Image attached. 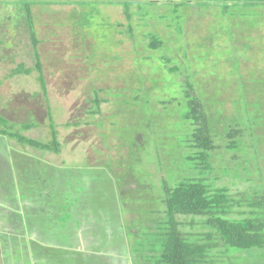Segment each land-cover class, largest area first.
Wrapping results in <instances>:
<instances>
[{
  "label": "rangeland",
  "instance_id": "1",
  "mask_svg": "<svg viewBox=\"0 0 264 264\" xmlns=\"http://www.w3.org/2000/svg\"><path fill=\"white\" fill-rule=\"evenodd\" d=\"M5 1L0 0V117L7 123L6 125L4 122L1 123L0 130L7 131L12 127L13 131L20 132L22 126L35 124L38 127L24 132L22 135L34 141L49 142L51 141L49 127L54 123L62 148L59 155L35 151L28 147H20L16 142L0 134V203L6 201L10 208L15 207L13 201L23 200V196H27L29 192L35 194L41 188L37 180L43 176L44 172H38L35 163H30L31 167L30 164L25 167L24 160H20L21 158L17 157L16 152L62 169L60 172L53 173V176L57 174L62 177L66 176L68 169L90 170L88 163L93 160L99 162L98 160L107 159L108 162H111L115 151L119 148V146L117 148L118 143L110 130L111 122L106 120L102 130L94 125L88 127L82 125L77 130L65 128V125L72 121L73 117L87 120L85 112L91 106L86 104V101L91 99L93 90H103L108 99L116 97L117 94L124 95L128 92L133 97L135 95L145 97L152 102L154 110L151 118L154 121L148 125L141 124L149 121L147 120L148 115L144 110H139L135 106L132 108L133 113L131 110H123L120 106L121 116L119 119H114V124L118 123L115 125L118 129L125 126L131 131L132 127L140 128L141 125L144 128V144L141 147H136L137 144H133V141L123 140L122 144L128 150L123 152L124 148H121V152L119 151L116 155L115 159L119 160L121 157L124 159V164L116 173L119 176L118 180L111 174L108 175L112 178V186L115 189H110L109 194L106 195L99 190L101 183L94 190L98 205H103L104 198L113 201L112 204L118 211L119 217V221L113 222L116 225L114 229L117 233L119 232L118 235L121 238L119 240L116 237L114 244L115 238L108 236L112 239L110 243L112 249H109L108 252L102 251L101 248L106 244L105 241L108 237L97 236V239L93 237L89 239L92 246L95 247V251L92 252L100 250L98 253L103 259L97 261L101 264H130V257L126 250L129 242L127 235L129 220L132 224L136 223L138 219L145 222V216L142 215H147L152 206L158 205L155 200L159 199L161 195H159L158 189H155L156 185L152 191L145 188V186L154 184L153 181L148 180L150 176L152 178L155 176L153 171L171 173L169 171L171 167L166 165V159L162 154L160 159L157 158L154 148L156 146L161 148L165 144L166 150L170 151L167 159L172 162L176 160L180 163V167H185L183 162L185 155L181 148L188 135L165 121L167 111H169L168 114H176L178 108L172 110L170 107L166 111H162L163 109L159 106L160 102L171 97L182 98L179 86L183 83L185 76L184 74H179L174 78L169 76L164 71V66L160 65V57L163 56V53L164 55L172 53L173 60L176 58L174 61L178 62L182 68L184 67L186 73L189 72L186 71L185 65L190 67L191 63V74L195 75L197 88L201 94L208 88L209 91L216 93L215 91L219 89L220 85L212 84V81L221 71L222 74L218 79L224 84L222 92L226 97L236 96V90L230 87L237 84L239 88L243 87V91L240 89L241 95H244L242 100H245L247 104V98L255 95L259 98V102L264 103V99H261L262 95L258 94L261 92L257 89L260 86L253 85L251 81L256 79L257 75H260L259 80L264 79V61H260V53L264 52V38H261L264 36V32H256L260 29L255 22L252 23L255 18H251L252 10L256 9V5L252 0H163V2L162 0H92L93 2L91 0H46L50 4L49 6L32 7V11L34 12V26L41 42L39 54L42 73L47 83L49 97L47 103L44 97H41V87L36 80L37 72H33L29 77L10 76L18 65L25 64L26 68H33L36 62L25 29L19 27L17 22L11 23L10 21L14 17V6L2 5ZM13 1L17 2V0ZM181 2L186 3L185 5L184 3L180 4L181 7H178ZM124 5L131 7L132 21H126L124 17V7H122ZM247 10L249 13H244ZM248 19L251 20L248 21ZM86 21L89 23L88 28L90 27L88 30L83 29L87 26L83 28L79 26ZM78 26L79 28L76 29L75 27ZM120 32L125 36L120 35ZM247 32L250 34L245 35ZM180 35L183 36L180 37ZM147 36L148 40L155 36L164 43L159 51H151L149 58L152 60L148 62L143 60L145 57L140 58L143 52L149 53L146 50L148 42L145 39ZM208 41H210L209 45ZM251 41L256 43V45L251 44L254 47L248 46ZM259 42L263 43L261 45L263 50L259 49ZM120 43L122 44L118 45ZM183 51L189 53V60L183 58ZM117 53L118 60L114 59ZM202 54V60L198 61L197 57ZM108 68L111 70L108 71ZM252 76L253 78H250ZM245 82L249 85L245 86ZM212 92L209 94L211 95ZM34 94L37 95L36 99L32 98ZM101 95L105 97L104 93ZM146 99L143 101L145 102ZM117 101L121 105L120 101ZM115 103L116 100L113 104L111 102L102 105L104 116L110 115ZM49 109L52 113L51 117ZM260 118L264 124L262 120L264 116L262 115ZM132 119L136 123L125 124L131 122ZM98 120L99 117H95L91 122L97 123ZM255 121L257 123L259 119L256 118ZM146 128L149 131H146ZM121 131L119 130L117 133L120 134ZM221 131V125L218 124L214 133L221 134ZM104 136L107 140L103 138ZM126 139H130L129 136H126ZM227 154L223 151L219 154V159H215V172L211 177L215 181L213 188H227L233 197H242L244 193L252 194L254 190L248 188L251 183L242 173L234 171L230 174L222 173L223 169L231 170L230 165L226 163L227 161L231 163L229 158L225 157ZM242 154L239 157L244 158ZM237 166L241 170L243 164L242 167L241 164ZM99 169L103 168L99 166L95 170ZM171 169L177 175L181 171L178 166ZM189 172L184 169V173L180 175L181 178L184 174L188 176ZM94 173L100 176L102 170L94 171ZM120 176L122 177L120 178ZM132 176L136 179L132 183L134 188L130 189L136 191H128L126 193L128 196L125 197L123 190L119 191V188H121L120 186H123L122 189L130 187L132 184L129 185V178ZM98 180L100 179L98 178ZM112 194L114 197L111 196ZM30 198L34 199V195ZM36 206L35 213L40 216V221L43 217L41 216L42 212L45 211L41 209V206ZM2 207L0 204V208ZM11 216L13 217V215ZM5 221H7L6 218L0 212V226ZM10 221L11 224L17 223V226L12 228L10 226L9 232L5 234L8 237L16 235L15 238L18 242L14 241L17 243L15 246L0 241V252H5V255L10 254L4 257L5 261L0 259V264L7 263L6 258H13L14 264H20V259L25 255V250H23L25 245L21 240L25 238L27 246L30 243L23 224L14 218ZM113 233L115 234L114 231ZM107 242L110 240L107 239ZM35 247L41 249L40 252L47 254L50 259L49 263L45 261L40 263L38 260L37 264H77L78 261L84 263V260L68 258L71 257V251L62 250V248L58 250L56 245L43 243L35 245ZM80 247L79 250H81ZM84 249L85 247H83ZM65 252L69 253L62 256ZM31 263L36 264L34 261Z\"/></svg>",
  "mask_w": 264,
  "mask_h": 264
},
{
  "label": "trees",
  "instance_id": "2",
  "mask_svg": "<svg viewBox=\"0 0 264 264\" xmlns=\"http://www.w3.org/2000/svg\"><path fill=\"white\" fill-rule=\"evenodd\" d=\"M252 2L256 5V9L252 10L251 18H255L252 23L255 22L260 29L256 32L263 33L264 0H252ZM52 3L59 4L58 2ZM183 3L185 5L186 2L179 3L178 7H181L180 4ZM2 5L14 6V17L10 21L11 23L17 22L16 24L19 27L25 29L36 62L33 68H26L25 64L18 65L10 76L29 77L33 72H37L36 80L41 87V97H44L48 103L47 83L42 73L39 54V44L41 42L34 26L35 20L32 7L49 6L50 4L46 0H17V2L6 0ZM122 7H124L123 15L126 21H132L131 7L127 5ZM244 13H249V11L247 10ZM250 20L248 19V21ZM79 26L81 28L87 26V28H83L84 30L90 29L87 21ZM79 26L75 28L77 29ZM121 26L123 27V25ZM248 34L250 32L245 33V35ZM120 35L125 36L122 32H120ZM182 36L180 35V37ZM261 38H264V36ZM148 39L147 36V39H145L148 42L146 50L149 53L146 51L140 55V58L145 57L143 60L147 62L152 60L149 58L151 51H159L162 44L164 46L160 38L153 36L150 40ZM248 44L249 47L256 45L252 41ZM261 45L263 43L259 42V49L263 50ZM260 54V61H264V52L262 51ZM115 56L114 59L118 60V53ZM182 56L189 60L188 52L183 51ZM197 58L198 61H201L203 54ZM174 60L172 53L171 55H164L163 53V56L160 57V65H163L164 71L173 78L179 74H184V81L179 86L182 98L171 97L166 101L160 102L159 106L163 109L162 111H166L170 107H172L170 108L172 110L178 108L176 114H168L169 111H167V119L165 121L171 126L179 128L180 132L188 135L181 148L185 155L183 158L185 167H180V163L176 160L172 162L167 159L170 151L166 150L165 144L161 148L157 146L154 148L157 158L160 159L162 154L163 158L166 159L167 166L171 168L178 166L181 171L177 175L172 172L171 168L169 170L171 171L170 174L152 170L155 176L153 178L150 176L151 178L149 177L148 180L153 181L154 184L148 187L145 186V188L152 191L153 187H155L154 185H156L155 189H158L161 196L155 200L158 205L152 206L147 215H142L145 216V222H141L138 219L136 223L132 224L131 220H129L130 225L128 226L127 235L130 243H127L126 250L130 257V264H264V124L260 118V116H264V103L259 102V98L256 95L252 97L247 94L249 96L247 104L245 100H242L244 97V95H241L243 87L240 86L239 88L237 84H233L230 87L236 90V96L226 97L222 92L224 84L219 80L220 74H222L221 71L219 73L216 72L217 76L212 81V84L217 83L220 85L219 89L215 91L216 93L209 91L208 88L201 94L197 88L195 75L191 74L190 67H192V64L190 63V67L185 65L186 71L189 72L186 73L184 72V67L182 68ZM212 75L214 76V74ZM259 77L260 75H257L256 79L251 81L253 85L260 86V88H257L261 90L258 94H261V99H264V79L259 80ZM250 78H253V76ZM212 84L211 86H214ZM247 85L249 83L245 82V86ZM207 90L212 92L211 95ZM246 92L249 93L248 91ZM102 93H104L105 97H102ZM36 96L34 94L32 98L36 99ZM107 97L103 90H93L91 99L86 101V104L91 106L85 112L87 120L73 117L72 121L65 125V128L67 130H77L82 125L86 127L94 125L102 130L106 120L111 122L110 130H112L111 132L116 138L115 141L118 143L117 148L119 146L111 162H108L107 159L98 160L99 162L93 160L89 162L91 164L88 163V169L90 170L68 169L66 170V176L63 175L62 177V175L57 176V174L53 176V173L60 172L62 169L42 163L29 155L16 152L17 157H20V160H24L25 167L30 163H35L38 172L43 171L45 174L37 180L41 188L35 194L29 192L27 196H23V200H16V213L11 212L14 216L13 218L26 228V236H28V241H30L29 246H27L28 243L25 238L21 241L25 245L23 249L25 250L24 259L28 264L29 255L34 257L35 260H38L39 255L40 258L42 257L40 253L44 254L45 257L48 256L44 252H40L41 249L35 247L38 242L56 245L58 250L62 248V250L66 249L75 252L79 250L80 239L83 237L85 247L83 252H92L95 251V247L92 246L91 240H89L90 237L97 239V236H112L115 238L114 244L116 243V237L119 240L121 238L118 235L119 232L117 233L114 229L116 225L113 222L115 220L119 221V217L118 211L112 204L113 201L104 198L103 205H98L94 190L101 183L99 190L106 195L109 194L110 189H115L112 186V178L108 175L111 174L116 179L119 177L116 173L119 172L120 166L124 164V159L123 157L119 160L115 158H117L116 155L120 149L124 148L123 140H126V142L127 140L133 141V144H137L136 147H141L144 144V128L141 125L140 128L132 127L131 131L125 126L122 129L115 127V125H118V123L114 124L115 120L121 116L119 113L120 106H122L123 110H131L132 113L134 106L139 110H144L148 115L147 120H149L146 123H141L144 125L154 121L151 118L154 109L152 102L148 101V99L137 95L133 97V95H129V92L124 95L117 94L113 98L109 95L110 99ZM143 98L146 99L145 102ZM115 100L116 103L113 105L115 112H113V109L110 115L104 116L101 109L102 105L111 102L113 104ZM117 100L120 101L121 105H119ZM116 105L118 106L116 107ZM49 114L51 117L50 109ZM95 117H99L98 122H91ZM256 118L259 119L257 123L255 121ZM262 120L264 121V118ZM3 122L6 125L7 122L0 117V124ZM51 122H53V119H51ZM130 123L136 122L132 119L131 122H126L125 124ZM218 124L221 125V134L214 133V129ZM35 127L38 126H35V124L24 125L20 132L13 131L11 127V129H8L9 132L8 130H0V134L16 142L20 147H28L35 151L59 155L62 145L58 138L56 125L54 123L50 124L51 141L49 142L34 141L22 135V133ZM119 130H122V133H117ZM145 130L149 131L147 128ZM126 136H129L130 139H126ZM103 138L106 139V136ZM223 141L224 143L222 144ZM127 150V148H124L123 152ZM223 151L228 153L225 157H228L231 163H228V161L226 163L230 165L231 170L223 169L222 173L225 174L227 172L226 174H230L233 171L242 173L251 183L248 188L254 190L252 194L244 193L242 197H233L229 194L227 188H213L215 181L211 177L215 172L214 162ZM241 154L244 158L239 157ZM238 164H241V167L243 164L241 170L238 168ZM99 166L103 168L99 169L102 170L100 176L94 173V171H99L95 170ZM184 169L190 172L188 176L184 174L185 177L181 178L180 175L184 173ZM134 179H136L134 176L129 178V185L134 182ZM120 187L119 191L123 190L125 197L128 196L126 195L128 191H136L132 190L134 188L133 184L130 187H125V189H122L123 186ZM33 195L34 199L30 198ZM36 205L41 206V209L45 211L42 212L43 215L41 216L43 217L40 222V216L35 213L37 211L35 209ZM99 212L102 213L98 214ZM36 221L39 223H35ZM14 226H17V223H13ZM14 237V234L13 237L12 235L9 237L5 236L3 238L5 240L4 244H14L16 246L17 243L15 242L18 241L15 240L14 242ZM9 238L12 239L9 240ZM107 239L110 242H107ZM107 239L105 241L106 244L101 247L104 252L112 249L110 244L112 239L110 237ZM97 249H100V247H97ZM96 252L98 253L100 250Z\"/></svg>",
  "mask_w": 264,
  "mask_h": 264
},
{
  "label": "crops",
  "instance_id": "3",
  "mask_svg": "<svg viewBox=\"0 0 264 264\" xmlns=\"http://www.w3.org/2000/svg\"><path fill=\"white\" fill-rule=\"evenodd\" d=\"M13 202H14L13 205H16L17 201H13ZM0 204H1V206H3L2 208H0V212L4 215V217L7 220V221H5L3 223V225L0 226V228H1V231H0V241H2L3 243H5V240L3 239L4 238V235L6 236V234L9 232L10 226H11V228L13 227V223L11 224V221L10 220L14 216L13 217L11 216L12 215L11 212L13 213L14 211H16L17 208H15V207L10 208L9 203H7L6 201H4V202H2ZM8 209H10V210L9 211H5V210H8ZM36 220H37V218H36ZM39 222L36 221L35 223H39ZM8 224H10V225H8ZM15 237H16V235H15ZM15 237L13 238L14 241L16 240ZM38 244H43V242H38ZM80 246H82V247H80L81 250H77L75 252H71V255H70L71 257H68V258H71V259H74V260H79V259L80 260H84V263H80V261H78L79 263H77V264H85V263L86 264H101V262L97 261V260L103 259L101 257V254L100 253H97V252H83L84 251L83 250V247H84V239H83V237H81V239H80ZM68 253L69 252H65V253H63L62 256L66 255ZM40 254L42 255V257L40 258V255H39L38 256L39 258H37L40 261V263H42L43 261H45L47 263L50 262V259H49L48 256L45 257L44 254H42V253H40ZM9 255L10 254H8V253L5 255V252L4 253L0 252V259H2L3 261H5V258L4 257H7ZM28 259H29V264H30V260L31 261H34L35 263H37V261H38V260H35V258L32 257V256H30V255H29ZM6 261H7V263H5V264H11L12 259L11 258H6ZM8 261H9V263H8ZM14 263L15 262L12 261V264H14ZM20 264H28V262L23 257V258L20 259ZM51 264H53V263H51Z\"/></svg>",
  "mask_w": 264,
  "mask_h": 264
}]
</instances>
